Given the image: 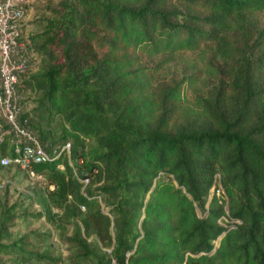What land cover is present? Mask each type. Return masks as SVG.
<instances>
[{
    "label": "trees",
    "instance_id": "1",
    "mask_svg": "<svg viewBox=\"0 0 264 264\" xmlns=\"http://www.w3.org/2000/svg\"><path fill=\"white\" fill-rule=\"evenodd\" d=\"M62 4L37 38L41 73L31 71L29 37H16L27 75L12 103L49 150L16 99L41 90L65 121L55 140L69 142V153L35 169L53 185L44 190V213L53 220L57 207L71 220L67 238L78 257L264 264V0ZM242 47L245 92L236 110L242 82L234 62ZM0 114L1 132L8 123ZM12 138L3 134L0 156L13 154ZM87 138L97 143L88 153L81 148ZM217 173L224 197L211 190Z\"/></svg>",
    "mask_w": 264,
    "mask_h": 264
},
{
    "label": "rangeland",
    "instance_id": "2",
    "mask_svg": "<svg viewBox=\"0 0 264 264\" xmlns=\"http://www.w3.org/2000/svg\"><path fill=\"white\" fill-rule=\"evenodd\" d=\"M34 1L36 5L24 12L21 32L23 36L29 37L36 49L30 53L31 71L38 74L42 72L43 65V53L38 49V35L46 28L47 17L61 14L64 7L63 0ZM247 60V49L242 47L234 62L236 75L242 82L241 89L235 94L236 110L244 97L243 80ZM16 104L21 111L32 116L36 132L44 136L43 143L51 147L62 144L63 138L55 139L62 136L65 121L61 114L49 106L41 90L22 91ZM96 145L94 138H87L81 148L88 153ZM95 184L97 182L84 180L85 186L93 187ZM46 188L51 186L42 178L30 177L18 168L0 167V243L7 245L0 248V264H93L81 260L75 247L68 241L67 237L72 230L71 220L64 217L57 207L52 208L57 212L53 220L44 213L42 198ZM102 207L107 209L103 203ZM197 209L200 215L203 214L201 209ZM219 221L225 223L226 219L221 217ZM21 239L25 242L22 247L8 246L13 241L16 244L22 242Z\"/></svg>",
    "mask_w": 264,
    "mask_h": 264
},
{
    "label": "built area",
    "instance_id": "3",
    "mask_svg": "<svg viewBox=\"0 0 264 264\" xmlns=\"http://www.w3.org/2000/svg\"><path fill=\"white\" fill-rule=\"evenodd\" d=\"M30 1L0 0V111L8 123V128L0 132V143L3 134L10 132H13L12 142L14 143L13 154L1 155L0 164L16 165L30 177L44 179V175L35 169V165L50 161L62 151L69 153L70 143L65 142L60 147L54 146L51 150L44 147L29 125L20 123L16 107L12 103L16 88L23 86L22 79L27 75L26 61L21 54L23 42L17 41L16 37L22 31L20 25L26 10L23 5ZM211 190L218 196H225L218 173Z\"/></svg>",
    "mask_w": 264,
    "mask_h": 264
}]
</instances>
